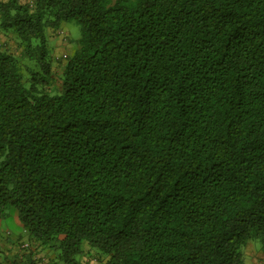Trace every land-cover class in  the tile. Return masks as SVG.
I'll return each mask as SVG.
<instances>
[{
    "label": "trees",
    "instance_id": "16d2710c",
    "mask_svg": "<svg viewBox=\"0 0 264 264\" xmlns=\"http://www.w3.org/2000/svg\"><path fill=\"white\" fill-rule=\"evenodd\" d=\"M0 31L29 64L0 47V220L54 264L264 253V0H4Z\"/></svg>",
    "mask_w": 264,
    "mask_h": 264
},
{
    "label": "rangeland",
    "instance_id": "374dc122",
    "mask_svg": "<svg viewBox=\"0 0 264 264\" xmlns=\"http://www.w3.org/2000/svg\"><path fill=\"white\" fill-rule=\"evenodd\" d=\"M1 1L4 0H0V2ZM25 1L30 2L32 0ZM47 33L48 46L52 51L53 60V76L49 90L51 92H55V89L58 88V86L60 85V77L64 68V64L66 63L70 55L78 47V40L81 38V29L75 22H65L62 24L59 30L53 31L52 29H49ZM0 47L4 51L8 52L9 54H13L18 59H20L21 63L23 64V67L29 65L27 60L23 59L22 50L13 36L9 34H4L0 31ZM12 210L13 209H9L7 213H5L7 217L4 218L7 224H9L10 226L12 225V227H10V230L12 229V237H9L6 232H1L0 236L1 238L8 237L7 239H9L10 242H12L14 238L16 239L21 236L20 240L23 239L22 241H25L27 238H29V235L27 233H24L21 229L17 230V228H15L13 224H11L9 215ZM18 232H20V234ZM86 250H88V248ZM261 251L262 250L260 242H250L249 245L244 249V259L246 264H251V256L249 255L250 252L259 253ZM39 254L40 259H45L43 260V264L55 263V254H53L52 252L42 250L38 253V255ZM40 259L38 258V262ZM83 260L89 262L90 264H104L106 262V258L99 255L94 250L88 251V254L83 257Z\"/></svg>",
    "mask_w": 264,
    "mask_h": 264
},
{
    "label": "crops",
    "instance_id": "0c3cea01",
    "mask_svg": "<svg viewBox=\"0 0 264 264\" xmlns=\"http://www.w3.org/2000/svg\"><path fill=\"white\" fill-rule=\"evenodd\" d=\"M11 224L14 225L17 230L21 229L24 233L25 230L21 227V224L16 215V211L12 210L10 213ZM7 217L4 215L0 220V233L6 232L9 237H12V229L10 230L9 224L4 220ZM5 231H4V230ZM20 234V232H18ZM21 237V236H20ZM20 237L14 238L12 242L9 239L0 236V264H43V259H40V254L42 251L40 247L32 241L30 238H27L25 241L20 240ZM23 243H29L28 248H22ZM251 264H264V253L261 251L259 253L250 252ZM42 256V255H41ZM38 258L40 259L38 262ZM248 264V263H247Z\"/></svg>",
    "mask_w": 264,
    "mask_h": 264
},
{
    "label": "built area",
    "instance_id": "2783aa9c",
    "mask_svg": "<svg viewBox=\"0 0 264 264\" xmlns=\"http://www.w3.org/2000/svg\"><path fill=\"white\" fill-rule=\"evenodd\" d=\"M30 245H29V243H23V246H22V248H28Z\"/></svg>",
    "mask_w": 264,
    "mask_h": 264
}]
</instances>
